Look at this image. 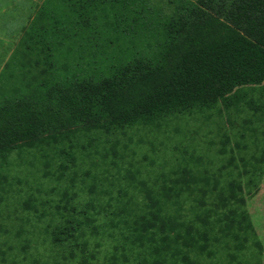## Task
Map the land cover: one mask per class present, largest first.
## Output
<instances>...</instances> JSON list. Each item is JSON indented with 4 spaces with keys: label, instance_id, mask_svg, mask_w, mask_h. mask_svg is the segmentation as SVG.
Listing matches in <instances>:
<instances>
[{
    "label": "trees",
    "instance_id": "16d2710c",
    "mask_svg": "<svg viewBox=\"0 0 264 264\" xmlns=\"http://www.w3.org/2000/svg\"><path fill=\"white\" fill-rule=\"evenodd\" d=\"M242 105L264 127V0H43L0 71V264H221L264 144L187 125Z\"/></svg>",
    "mask_w": 264,
    "mask_h": 264
},
{
    "label": "rangeland",
    "instance_id": "374dc122",
    "mask_svg": "<svg viewBox=\"0 0 264 264\" xmlns=\"http://www.w3.org/2000/svg\"><path fill=\"white\" fill-rule=\"evenodd\" d=\"M42 1L43 0H0V71L8 58L7 51H10L12 48L10 46L17 41L18 36L26 29ZM1 53H4L3 57ZM258 93V90L254 91V93H252L253 95L251 94L252 99L255 100L258 97ZM240 109L241 111L238 114L230 118L233 124L231 127L225 116L219 120L214 117L211 119L213 123L207 125H201V122L197 121L198 116H194L188 119L187 127L195 131L197 130V126H201V131H199L196 138L197 142H199V147L202 149L208 147L205 142L209 140L217 142L218 139L222 137L224 131L230 135V146L235 141V138H240L238 135L239 133L244 134L242 141L245 144L251 145V142H256L259 138L261 144H264V136H260V130L262 128L261 131L263 132L264 127L256 121V118L252 115V111L245 105H242ZM246 120L251 121L247 123L248 130H243L241 126L244 125V121ZM128 134L130 136L132 135L133 139L137 141L139 137L143 136V131L133 130L129 131ZM203 135L205 136L203 137ZM166 158L168 159V157ZM135 159H139V156H136ZM154 169L157 170V166H155ZM29 170L33 169L29 168ZM258 232L264 237V206L259 203L257 204L255 200L248 201L240 225L230 242V249H228L229 253L227 256V260L229 261L228 264H243L241 263V257L236 256L237 250H239L241 246L249 247L252 242H254V238L256 236L259 237ZM260 240L264 242V238H260ZM259 246L262 247L261 245ZM221 264H223V261Z\"/></svg>",
    "mask_w": 264,
    "mask_h": 264
},
{
    "label": "crops",
    "instance_id": "0c3cea01",
    "mask_svg": "<svg viewBox=\"0 0 264 264\" xmlns=\"http://www.w3.org/2000/svg\"><path fill=\"white\" fill-rule=\"evenodd\" d=\"M23 32L21 33L20 36H18L17 41L10 46V47H12L11 50L10 51H7L8 58L11 55L12 51L14 50L15 46L17 45L18 41L20 40ZM1 55L3 57L4 53H1ZM7 59H6V61H7ZM263 184H264V182H263ZM258 235H259V237L256 236L254 238V240H253L254 242H252V244L249 247H243V246H241V247H239L240 249L237 250L236 256L241 257V259H242L241 260V263H243V264H264V247H263L264 242L260 240V238H264V237L262 235H260L259 232H258ZM259 245H261L262 247H260ZM228 253L229 252L227 251V253L225 255V258L223 260V264H228V262H229L227 260ZM240 254H242V255H240Z\"/></svg>",
    "mask_w": 264,
    "mask_h": 264
}]
</instances>
